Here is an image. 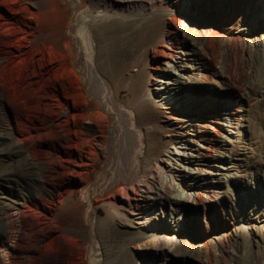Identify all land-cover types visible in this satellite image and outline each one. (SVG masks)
<instances>
[{"label": "bare ground", "instance_id": "1", "mask_svg": "<svg viewBox=\"0 0 264 264\" xmlns=\"http://www.w3.org/2000/svg\"><path fill=\"white\" fill-rule=\"evenodd\" d=\"M181 1L104 0L114 9L112 16L121 19L118 29L135 35L144 50L147 46L166 48L165 61L143 62L136 55L126 63L132 80V106L126 108L117 103L116 91L101 79L90 54L92 23L111 14L104 2L101 9L73 22V37L89 51L85 77L94 94L86 97L83 93L79 99L82 80L72 67L75 59L67 60L71 53V44L64 40L67 33L53 29L51 21L53 27L44 26L51 24L50 19L49 24L44 19L48 15L52 20L57 0H0V160L9 165L21 160L18 171L0 165V192L6 199L0 200V264H86L88 256L91 264H102V252L97 245L90 249L87 238L90 232H95V237L102 230L112 232L115 216L110 209L123 203L117 195L104 200L92 198L94 180L107 174L108 155L110 164L114 163L108 165L114 183L122 171L141 168L159 153L167 156V166L174 175L162 183V198L179 213L172 216L176 228L162 231L165 245L171 248L175 244V251L183 248L182 233L187 232L185 255L189 264H201L203 259L207 264H229L225 231H229L230 221L217 222L224 241L216 233L214 243L206 219L212 212L224 210L221 191L215 189L221 179L227 187L224 193H231L229 174L223 171L227 153L222 146L225 133H233L238 126L243 95L249 93V76L236 39L225 36L219 27L236 15L242 3L198 0L203 2V9L187 15L192 30L182 37L178 15ZM106 28L110 36L115 35L113 24ZM114 35L110 38L116 39ZM104 49L102 58L106 61L103 59V66L99 64L113 77L116 68L109 61L113 49ZM100 104L108 106L115 120L111 130L108 114H104V125L95 127L90 108ZM115 127L119 138H114L112 151L109 138ZM213 166H217L215 172ZM181 174L188 180L183 184L195 189L192 202L186 206L182 204L185 188L177 179ZM142 176L140 181L145 184L146 174ZM5 179H15L17 186L7 189ZM132 191L136 200L133 206L141 207L140 189L132 185ZM74 193L79 197L74 198ZM103 204L108 209L104 218H98ZM200 215L205 222V226L199 225L204 240L197 247L192 226ZM91 217L97 223L92 229Z\"/></svg>", "mask_w": 264, "mask_h": 264}, {"label": "rangeland", "instance_id": "2", "mask_svg": "<svg viewBox=\"0 0 264 264\" xmlns=\"http://www.w3.org/2000/svg\"><path fill=\"white\" fill-rule=\"evenodd\" d=\"M78 1L57 0L56 11L51 13L52 20H54L52 21L51 16L48 15L46 16L47 19L46 17L45 19L43 18L46 21L50 19L48 21L53 22L55 26L51 22L49 24L48 21L47 23L45 21L42 22L43 25L44 23L49 24L44 25L46 28L54 26L53 29L57 28L58 32L63 29L62 32L67 33V38L64 37V40L71 44V55L67 56V60L69 62L70 59H75L72 67L78 72L82 80V89L79 91V95L81 96L84 93L86 97H93L92 86L85 77L89 64L87 57L89 51H85L77 39L73 37L75 32L73 22L80 16L88 15L101 9L102 7H99L103 5L104 0H81L79 4ZM241 3L242 5L236 9V15L233 17L229 16L219 27L225 36L232 35L235 37L236 47L245 61L247 78L249 76L247 84L252 87L250 88L249 86L246 89L249 93L243 95L245 98L243 97L242 115L236 127L237 129H232L233 133L231 134L225 133L227 138L225 145L222 146L227 153L223 171L229 174L228 183L230 186L228 188L231 193H224V189L227 187L226 183L221 179V185L217 183L215 189H220L221 191L219 195L221 196L220 201H222L224 210H221L220 213L212 212L206 220L209 222L210 239L214 243H216V233H219L220 239L224 241L223 229H220L217 222L219 220L230 221L229 231H225L227 241H225L227 245L225 255L228 257L229 264H264V0H241ZM104 6L106 9L104 7L103 9L107 10V12L110 11L108 14H111L107 17L108 19L98 21L99 23H92L90 43L93 51L90 54L93 53V61L101 79L116 91L117 103L128 108L132 106L129 93L132 80L127 75L126 69L128 66L126 63L130 62L136 55L141 57L143 62L153 63L155 59L165 61L166 57L163 55L166 48L162 46L155 48L147 46V51L144 50V46L140 45L138 40L136 42L137 37L135 35L118 29L119 20L121 19L112 16L114 9L109 4L107 5V2ZM178 7V15H180L179 31L180 35L184 37V34L189 32L190 29L192 30V24L187 15H194L200 12L203 9V2L182 0ZM25 12H23L24 15H28V12ZM105 24L106 26L113 24L115 30V35H113L117 37V40L110 38L113 35L110 36L109 30L106 31L108 28H106ZM103 47L107 48L106 51L113 49L111 51V59H113L112 61L109 60L110 63H114L115 67L111 65L117 71H115L113 77L105 70H101L102 64L106 61V57L102 58L103 55L105 56ZM175 49L178 51V48ZM48 57L49 54L46 52V58ZM103 59L105 60L104 63ZM159 72L162 73L161 70ZM244 84L246 86V82ZM246 95H249V97ZM80 96L79 99H82V96ZM90 111L93 113L96 128L104 125V114L109 116V130L114 127L115 120L109 114L107 105L100 104L99 108H90ZM115 130L116 132L109 138V146L112 151L114 149L112 145L114 138H119L117 127H115ZM2 148L7 149L8 147L2 146ZM169 156L174 159L172 154H169ZM3 160H0L1 166L11 167L17 171L21 169V166L18 167L19 163L21 164V160L17 161L15 159L10 165ZM150 161V163L148 161L143 163L141 168L130 167L125 172L122 171L116 181L112 183L111 171L108 165L112 166L114 163L110 164L108 155L105 163L107 174L104 177H98L93 182L91 188L92 198L104 200L110 195H117L119 201L123 203L119 204V207L117 205L116 209H110L115 216L111 221L112 232L106 234L102 230L96 237L95 232H90L87 238V245H89L90 249L96 248L97 245L99 252H102L101 256L104 258L102 264H189L188 257L185 255V250L188 249L186 247L188 244L187 232L182 233L183 248L177 251L173 248L175 244L171 248L165 245V234H162V231H166L168 228L173 230L176 228L173 217L179 215L178 211L175 212L171 205L167 204L162 198V183L171 179L173 175L167 166V156L159 153L158 156H154ZM216 167H212L214 172ZM143 173L146 174L147 182H144L145 184L140 181L143 180L141 179ZM178 173L180 172L177 171ZM177 179L180 180V183L185 188L186 193L183 194L185 200L182 204L186 206L192 202L195 196V189L183 184L184 181L188 183V180L182 174L177 176ZM177 181L175 180V182ZM4 183L9 190L17 186L15 179H5ZM132 185L140 189L142 196L139 195L138 197L139 201L143 203L141 207L133 206L136 200L134 199L135 194L132 191ZM73 197L78 198L79 194L74 193ZM0 200H6L1 192ZM106 209H108L107 205H100L97 217L104 218ZM183 213L182 210L179 218L180 222H183ZM201 217L202 215L197 218V222L193 224L194 227L192 226L194 231H192L193 240L197 247L199 242L204 240L203 230L199 228L200 224L201 227L205 226L203 217ZM95 223L91 217L90 229L94 227ZM131 237L133 239H130ZM73 243H75V240L71 242V245L75 247L76 243ZM176 243L178 244L179 242L177 241ZM218 250L219 248L215 249L216 254H219L220 250ZM43 252L44 249L41 247L39 253L42 254ZM204 260L201 264H207L206 262L204 263ZM86 264H91L89 256L86 258Z\"/></svg>", "mask_w": 264, "mask_h": 264}]
</instances>
